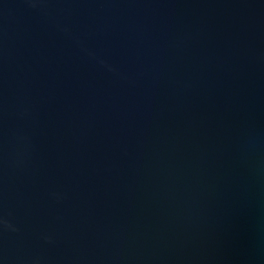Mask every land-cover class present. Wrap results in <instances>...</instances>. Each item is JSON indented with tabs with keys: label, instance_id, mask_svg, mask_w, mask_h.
<instances>
[{
	"label": "water",
	"instance_id": "1",
	"mask_svg": "<svg viewBox=\"0 0 264 264\" xmlns=\"http://www.w3.org/2000/svg\"><path fill=\"white\" fill-rule=\"evenodd\" d=\"M0 264H264V0H0Z\"/></svg>",
	"mask_w": 264,
	"mask_h": 264
}]
</instances>
